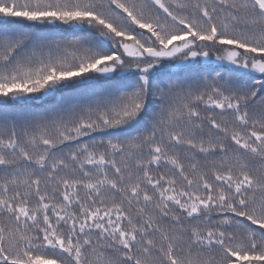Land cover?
<instances>
[{
    "label": "snow or ice",
    "instance_id": "1",
    "mask_svg": "<svg viewBox=\"0 0 264 264\" xmlns=\"http://www.w3.org/2000/svg\"><path fill=\"white\" fill-rule=\"evenodd\" d=\"M0 264H264V0H0Z\"/></svg>",
    "mask_w": 264,
    "mask_h": 264
}]
</instances>
